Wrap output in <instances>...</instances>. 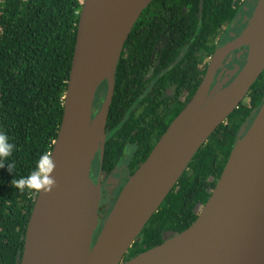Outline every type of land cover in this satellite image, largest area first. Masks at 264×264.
Returning a JSON list of instances; mask_svg holds the SVG:
<instances>
[{"label": "trees", "instance_id": "1", "mask_svg": "<svg viewBox=\"0 0 264 264\" xmlns=\"http://www.w3.org/2000/svg\"><path fill=\"white\" fill-rule=\"evenodd\" d=\"M82 1L0 0V132L15 145L12 155L0 161V264H21L38 190L13 184L29 177L43 156L49 158L58 136ZM234 3L154 0L144 11L116 70L104 157L95 163L100 167L102 161L104 173L126 162L131 176L146 160L201 86L200 52L220 28L227 30L238 20L240 8ZM171 86L173 94L166 95ZM260 89L254 84L249 104L242 102L196 153L125 259L195 222L245 121L252 120L264 101ZM106 91L103 83L99 95ZM183 91L190 93L187 101L181 99ZM101 105L98 98L95 106Z\"/></svg>", "mask_w": 264, "mask_h": 264}, {"label": "water", "instance_id": "2", "mask_svg": "<svg viewBox=\"0 0 264 264\" xmlns=\"http://www.w3.org/2000/svg\"><path fill=\"white\" fill-rule=\"evenodd\" d=\"M153 0H119L109 29L102 41L79 50V32L89 14L90 0L82 1L76 52L65 95L64 115L58 136L48 158L51 169L45 174L50 185L42 186L35 197L29 229L36 209L43 202L51 203L55 216L53 227L64 235V264H89L92 250H102L100 264H165L171 260L197 256L202 264H264V101L252 124L234 146L224 170L208 201L202 206L195 222L180 233H174L161 244L125 259L131 246L139 239L146 223L184 170L215 130L245 100L251 87L264 72V0H258L249 22L238 38L219 48L213 56L204 82L181 113L171 122L146 160L128 178L95 238L100 225L103 195L101 175L95 179L94 165L103 159L105 138L85 172L76 166L81 127L95 116V97L103 83L106 96L97 116L105 117V127L115 92V75L125 44L139 18ZM241 46L249 48L248 56L238 75L227 85L225 80L214 84L211 74L218 59H224ZM97 49V50H96ZM195 107L183 130L182 114L196 99ZM212 97L213 105L203 116L195 117L202 101ZM102 164V161L100 162ZM184 164L162 201L144 221L131 219L138 197L154 179L171 173ZM180 238L181 241H176Z\"/></svg>", "mask_w": 264, "mask_h": 264}, {"label": "bare ground", "instance_id": "3", "mask_svg": "<svg viewBox=\"0 0 264 264\" xmlns=\"http://www.w3.org/2000/svg\"><path fill=\"white\" fill-rule=\"evenodd\" d=\"M118 1L90 0L89 14L79 32L80 51H83L91 44L96 46L97 41H102L105 32L111 25L113 16L117 12L115 4ZM242 40H244V34L237 39V41ZM221 60H217L215 67L221 63ZM200 103L201 99L197 97L182 114L179 122L183 130L188 127L185 123L190 118L192 110L199 106ZM212 105V97L205 98L202 101L201 109L194 116V119L195 117L203 116ZM105 122L104 115L100 113L98 116L97 114L95 115L94 120L90 124L84 122L81 127L82 136L75 157L76 166L81 173L87 170L97 147L103 144ZM183 166L184 164L181 163L171 173L164 174L151 182L147 189L138 197L131 219L144 221L154 212L174 180L180 174ZM52 208L51 203L43 201L36 209L29 229L27 252L23 264H64L66 255L64 235L53 227L55 216L51 211ZM175 240L181 241L180 238ZM101 255L102 250L96 246L90 254L89 264H100ZM165 264H202V260L197 256H191L171 260Z\"/></svg>", "mask_w": 264, "mask_h": 264}, {"label": "flooded vegetation", "instance_id": "4", "mask_svg": "<svg viewBox=\"0 0 264 264\" xmlns=\"http://www.w3.org/2000/svg\"><path fill=\"white\" fill-rule=\"evenodd\" d=\"M237 1L238 0H235L234 5L236 7L240 8V14H239L238 20L235 22V24L233 26H231L230 28H227V30H225V27L220 28L218 30V32L210 38L209 43H208L209 48L202 50L200 52L199 69L201 71V77H202L201 84L204 82L206 76L209 73L212 58L217 53V50L219 48L225 46L228 43L229 44L232 43L233 41H235L238 38V36L243 32V30L247 26L249 19L251 18L253 11L255 9V6L257 4V3H254V0H243V3H238ZM143 13H142V15H143ZM142 15H141V17H142ZM141 17L139 18V20L141 19ZM139 20H138L136 26H139ZM135 27H134V29H135ZM248 52H249V48L247 46H241L239 48H236V49L230 51L225 56V58L221 60V63L217 67L214 66L213 71L211 72V74L213 75L214 84H216L217 82L223 81V80H225V82H223L224 86L229 84L238 75L240 70L243 68V66L246 62L247 56H248ZM206 55H208V63H207V59L205 58ZM256 83L258 86H260V88H261L260 91L261 92L264 91V73H262V75L256 81ZM173 91H174V87L171 86L168 89V91L166 92V95H172ZM248 94H247L245 99L248 98L250 101V97L248 96ZM189 97H190V93L188 91H183V93L181 95V99L183 101H187ZM249 101L246 102L244 100L243 102L246 104H249ZM95 108H96V111H99V109H100V108L97 109L96 106H95ZM96 111H95V113H96ZM258 111H257V113H258ZM255 116L252 118V120L248 119L245 121L244 126L241 130L240 136L247 131V129L250 126L246 128V125L249 123L252 124ZM250 120H251V122H250ZM244 129H245V131H244ZM100 165H101L100 167L97 165L94 166L93 175H94L95 179H97V177L99 175H101V181L103 184V195H102V201H101V206H100V213H101L104 209H106L108 204L112 203L113 201L115 203L121 189L123 188V186L127 182L128 178L130 177V174H129L126 162H124L118 169H116L113 173H111L109 175L104 173V170L102 168V164L100 163ZM121 168L124 169L125 173L127 172L126 178H124L121 181L120 180H114L115 179L114 175ZM118 181H119V183H118ZM111 186L115 187L113 189V193L110 192ZM101 227H102V225H99V228L95 234L96 237H97L98 231H100Z\"/></svg>", "mask_w": 264, "mask_h": 264}, {"label": "clouds", "instance_id": "5", "mask_svg": "<svg viewBox=\"0 0 264 264\" xmlns=\"http://www.w3.org/2000/svg\"><path fill=\"white\" fill-rule=\"evenodd\" d=\"M15 149V145L9 141V138L6 133L0 132V161L7 160L10 157ZM47 156H43L41 161L37 164V169L34 170L31 175L27 178H22L16 181L13 186L21 190H24L25 187L28 189L40 190L44 185H50L51 180L46 179L45 174L52 167L49 164ZM43 161V163H41ZM43 168L44 171L41 172L40 169ZM12 165H9V170L11 171Z\"/></svg>", "mask_w": 264, "mask_h": 264}, {"label": "rangeland", "instance_id": "6", "mask_svg": "<svg viewBox=\"0 0 264 264\" xmlns=\"http://www.w3.org/2000/svg\"><path fill=\"white\" fill-rule=\"evenodd\" d=\"M237 2H238V3H243V0H238ZM257 2H258V0H254V3H257ZM205 58L207 59V63H208V55H206ZM207 63H206V64H207ZM206 64H205V65H206ZM219 64H220V63H219ZM105 96H106V94H105L104 96H103V94L99 95V91H98L97 94H96L95 102H94V103L96 104L98 98L103 102L102 98H104ZM245 101L248 102L249 99L247 98V99H245ZM95 110H96V108H95ZM99 110H100V109H99ZM97 112H98V111H97ZM250 122H251V121H250ZM250 125H251L250 123L247 124V125H246V128L249 127ZM246 128H245V129H246ZM245 129H244V131H245ZM103 141H104V140H103ZM103 141H102V142H103ZM102 142H101V143H102ZM101 143H100V144H101ZM122 168H123V167H122ZM122 168H121V169H122ZM121 169H120V170H121ZM120 170H118L117 173L114 175V177H115L114 180H120V181H121V180H123L124 178H126V173H127V172L125 173V172H124V169H122L121 171H120ZM121 174H122V175H121ZM112 177H113V176H112ZM118 183H119V181H118ZM114 188H115L114 186H111V187H110V192H111V193H113V189H114ZM113 205H114V201H113L112 203L108 204V206L106 207V209H104V210L100 213V216H101V217H100V219H101V220H100V225L103 224V221H104L105 218L108 216V214H109L111 208L113 207ZM104 206H105V205H104ZM107 213H108V214H107ZM98 233H99V231H98ZM95 238H96V236H95ZM95 238H94V239H95Z\"/></svg>", "mask_w": 264, "mask_h": 264}]
</instances>
